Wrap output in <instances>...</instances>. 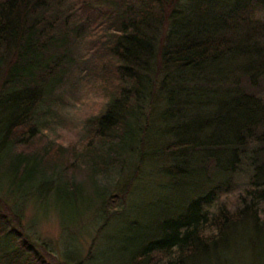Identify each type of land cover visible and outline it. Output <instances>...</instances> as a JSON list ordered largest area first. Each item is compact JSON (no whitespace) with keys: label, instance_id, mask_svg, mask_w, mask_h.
Listing matches in <instances>:
<instances>
[{"label":"trees","instance_id":"obj_1","mask_svg":"<svg viewBox=\"0 0 264 264\" xmlns=\"http://www.w3.org/2000/svg\"><path fill=\"white\" fill-rule=\"evenodd\" d=\"M262 40L264 0H0V195L19 201L34 191L37 202L50 183L54 206L89 203L75 169L86 165L95 178L146 159L138 105L151 100L163 73L156 152L170 164L159 173L172 180L171 193L190 194L179 193L130 264H224L243 255L264 264ZM233 65L241 85L213 89ZM89 73L103 105L88 118L79 150L64 158L61 146L42 141L47 117L58 92ZM241 174L246 183L231 193ZM4 198L0 264H50Z\"/></svg>","mask_w":264,"mask_h":264},{"label":"rangeland","instance_id":"obj_2","mask_svg":"<svg viewBox=\"0 0 264 264\" xmlns=\"http://www.w3.org/2000/svg\"><path fill=\"white\" fill-rule=\"evenodd\" d=\"M178 4L179 2L177 7ZM174 5L173 3L172 6ZM198 12L199 9L194 14ZM261 43L263 45L264 40ZM86 48L84 44L79 46L80 52H84ZM157 66L160 73L162 69ZM233 66L232 75L216 79V86L211 84L213 89L217 87L230 92L241 85L240 82L237 83L240 75L236 72L239 69ZM161 74L156 78V89L151 100L138 105V126L141 129L146 159L140 164L134 158L128 159L119 168V174L111 170L105 176L100 173L95 178H90V170L86 165L85 168L81 166L75 169L74 183L80 184L89 203L80 199L78 201L81 202L75 204L77 200L70 198L63 201L64 204L54 206L53 203H59L50 200L53 191L50 183L40 187L41 198L37 202H34V191L20 194L19 201H11L0 195L8 204L6 210L9 216H15L19 220L21 233L39 246L48 263L130 264V255L135 247L145 236L154 233V226L165 212H173L176 207L173 202L183 199L179 193L183 191L185 198L190 194L189 190L183 188L171 193V186H174L172 180L159 173L160 167L170 164L166 156L156 152L160 146V136L156 135L160 131L157 116L163 107L159 100L163 94L158 92ZM58 94L60 98L57 105L47 117V129L44 131L47 138L42 141L61 146L66 158L72 151L79 150L87 132L88 118L100 111L104 94L96 80V74L92 73L87 77L82 74L73 86L63 87ZM38 147L41 148L42 145ZM151 148L155 151L149 152ZM67 174L72 177L71 169L70 172L67 170ZM234 180L237 186L231 193L244 185L247 178L241 174ZM104 185L108 191L101 197L97 189ZM169 193L170 199L167 198ZM110 197H113L112 201ZM43 199L46 204L40 203ZM161 200L172 204L159 206L162 205ZM253 260L254 256L243 255L238 260H229L224 264H254Z\"/></svg>","mask_w":264,"mask_h":264}]
</instances>
